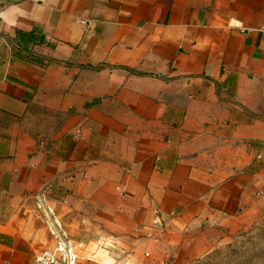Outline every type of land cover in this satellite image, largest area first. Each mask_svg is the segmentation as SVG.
<instances>
[{
    "label": "crops",
    "instance_id": "obj_1",
    "mask_svg": "<svg viewBox=\"0 0 264 264\" xmlns=\"http://www.w3.org/2000/svg\"><path fill=\"white\" fill-rule=\"evenodd\" d=\"M264 221V0H0V264H185Z\"/></svg>",
    "mask_w": 264,
    "mask_h": 264
},
{
    "label": "rangeland",
    "instance_id": "obj_2",
    "mask_svg": "<svg viewBox=\"0 0 264 264\" xmlns=\"http://www.w3.org/2000/svg\"><path fill=\"white\" fill-rule=\"evenodd\" d=\"M185 264H264V221L233 242Z\"/></svg>",
    "mask_w": 264,
    "mask_h": 264
},
{
    "label": "built area",
    "instance_id": "obj_3",
    "mask_svg": "<svg viewBox=\"0 0 264 264\" xmlns=\"http://www.w3.org/2000/svg\"><path fill=\"white\" fill-rule=\"evenodd\" d=\"M76 255L67 242H59L53 250L37 255L34 264H75Z\"/></svg>",
    "mask_w": 264,
    "mask_h": 264
}]
</instances>
